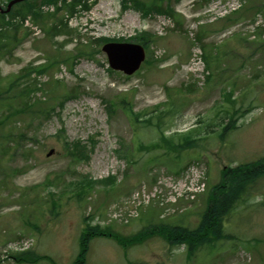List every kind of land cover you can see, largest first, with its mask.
<instances>
[{
  "label": "rangeland",
  "instance_id": "rangeland-1",
  "mask_svg": "<svg viewBox=\"0 0 264 264\" xmlns=\"http://www.w3.org/2000/svg\"><path fill=\"white\" fill-rule=\"evenodd\" d=\"M9 1L0 0V6ZM42 1L36 0L39 9H55ZM220 1L162 0L160 6L175 16H144L132 0H89L90 9L71 19L70 35L57 39L32 15L24 22L12 18L15 9H29L13 6L0 22L8 35L0 34V89L14 82L12 99L0 101V118L9 106L19 110L15 95L24 85L36 87V101L57 99L49 117L27 112L0 126V264H72L86 217L124 236L164 221L195 227L223 168L264 157V27L258 22L264 24V0H241L237 12L212 21L220 11L208 10ZM57 13V19L69 17L67 9ZM144 32L151 37L140 70L129 76L113 72L103 40L139 43ZM203 45L210 55L209 79ZM54 55L59 64L44 74L35 71ZM74 93L77 98L67 99ZM121 100L111 112L109 102ZM235 110L236 127L222 138ZM10 130L9 140L4 133ZM162 131L174 140L170 148H144L159 141ZM182 134L196 137V144L181 148ZM78 142L87 157L72 155ZM198 159L208 161L206 192L193 202L164 203V181L175 180ZM81 185L87 189L84 200ZM145 185L148 196L134 203L133 193ZM250 194L225 220L231 238L192 255L187 245L175 248L159 236L129 247L104 236L92 241L87 264H264V177ZM148 197L149 204L137 205ZM27 249L50 260L19 262V252Z\"/></svg>",
  "mask_w": 264,
  "mask_h": 264
},
{
  "label": "trees",
  "instance_id": "trees-1",
  "mask_svg": "<svg viewBox=\"0 0 264 264\" xmlns=\"http://www.w3.org/2000/svg\"><path fill=\"white\" fill-rule=\"evenodd\" d=\"M89 0H74L71 3H67V0H44L42 1L44 4H53L56 7V11H60L61 9L68 8V11L71 15L74 13H78L79 9L77 7L81 4L84 6L85 9H88L90 5L88 4ZM139 8L143 11L145 15H148L152 12L157 13H166L169 15L175 16L174 10L172 9H163L160 5L156 7V9H151L148 5H146L142 0H132ZM36 0L33 4L29 2L21 3V6L28 7L29 9H15L13 14L11 15L12 18H16L17 16L22 18L24 22L28 15H32L36 22H41L47 28V32L52 34V36H58V34L63 30L67 29L69 26L67 20L64 18L57 19V12H45L44 9H39V6L36 5ZM7 18V14H3L0 12V22L5 23ZM57 19L55 23H49L50 19ZM10 24V22H8ZM12 24V23H11ZM16 29L20 26L13 23ZM1 29V28H0ZM0 34L1 30H0ZM143 35L137 37L139 43L143 44L146 48H148V40L147 37H151L149 33H142ZM4 37L8 35L3 34ZM15 39L16 34L13 35ZM1 41H0V49H1ZM204 54L203 57L206 61L207 66H210V55L207 51V47L203 45ZM49 63L47 65H43L40 67H36L35 71L40 73H44L49 70L51 67L57 65L60 61L56 58L51 59L49 58ZM32 71V70H31ZM31 71L28 72V76L25 78H29L31 76ZM16 82V81H15ZM37 85L39 84L38 81ZM14 82L7 88L6 90L0 89V101H5L8 99H12L8 95L9 90L13 87ZM36 87H31L29 85H24L19 89L15 97L19 98V105L14 110L12 106H9L8 112L4 114L2 118H0V126H7V123L12 119V117L21 115L22 113L33 112V114H39L41 116H47L52 113L54 107L52 105L51 100H34L33 93L35 92ZM77 95L74 93L70 95L69 98H73ZM61 103L60 100H58ZM125 100L118 101L116 103L121 104L124 103ZM174 105V104H172ZM237 110L232 114L229 123L224 127V131L221 132L220 136L224 138L226 133L236 127L234 122L235 115ZM162 118H159L158 125L161 123ZM151 123V120H148ZM12 134V130L9 132L4 133V138L12 139L14 135ZM174 135L172 138H175ZM181 138L184 140V144L180 145L181 148H187L189 146L196 144L198 140L193 135L190 136L189 134H182ZM164 143L168 148L174 143V140L167 137L164 131L160 134V139L155 144L152 143L150 145H143L144 148L147 150H151L153 148H162L164 147ZM74 151L72 152L74 155L76 153H83L82 149L80 148V143L73 144ZM8 149V146H5V150ZM81 157H87V153H83ZM264 177V157L248 163H241L234 167L228 166L222 170V180L219 182L215 189L212 191L209 204L203 213L202 219L198 226L194 228L186 227L183 225L178 224H171L167 222H159V223H150L145 228L139 230L137 233H134L129 236L121 235L119 232L112 228V226H102L100 224H92L89 222L88 217L85 218L86 226L84 227L80 240V250L72 264H87L88 253L91 247V243L96 237H111L121 246L129 247L131 245L140 244L147 240L150 237L159 236L164 238L169 242L172 247L180 246L181 244H186L189 247V255L193 254L194 252L198 251L199 248L206 246L207 244H212L214 242H218L221 239H229L231 235L225 232V220L229 217V215L249 196L252 191L253 185L256 182ZM110 180L112 184L115 185L116 178L111 177ZM82 194L83 195L80 200H84L86 196V187H83ZM116 187V186H115ZM51 195V202L53 206L57 207L59 204V200L56 198V195L50 193ZM251 195V194H250ZM153 224V225H152ZM19 262H37L42 259H48V257L44 255H37L33 250L20 254L18 257ZM50 260V259H48ZM53 264L54 262L51 261Z\"/></svg>",
  "mask_w": 264,
  "mask_h": 264
},
{
  "label": "water",
  "instance_id": "water-1",
  "mask_svg": "<svg viewBox=\"0 0 264 264\" xmlns=\"http://www.w3.org/2000/svg\"><path fill=\"white\" fill-rule=\"evenodd\" d=\"M25 0L10 1L7 12H9L15 3ZM103 50L107 52L111 66L116 70H122L126 74H133L138 70L145 60V49L140 44L134 43H107ZM54 150L49 152V156L53 154Z\"/></svg>",
  "mask_w": 264,
  "mask_h": 264
}]
</instances>
